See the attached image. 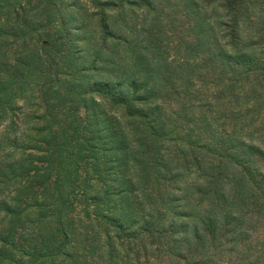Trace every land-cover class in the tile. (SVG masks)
Listing matches in <instances>:
<instances>
[{
	"label": "trees",
	"instance_id": "1",
	"mask_svg": "<svg viewBox=\"0 0 264 264\" xmlns=\"http://www.w3.org/2000/svg\"><path fill=\"white\" fill-rule=\"evenodd\" d=\"M195 1L202 4L0 0V119L15 98L37 102L47 126L26 152L31 168L22 173V188L60 204L58 216L50 215L61 221L49 226L58 224L65 234L58 248H67L63 256L72 264H85L95 226L106 242L153 245L178 264H264V178L249 168L250 159L264 154L240 142L238 157L215 147L198 126L212 120L222 135L248 124L264 129V0L210 2H216L219 43L238 50L244 26L252 33L244 39L248 50L263 54L255 59L227 56L224 46L210 42L212 23ZM140 8L146 9L141 22ZM99 102L114 112L106 113L112 125L97 114ZM115 153L119 161L110 160ZM182 163L196 168L195 179L183 182L195 201L185 207L166 192L168 171ZM112 177L129 205L138 191L154 208L138 228L127 216L118 218L123 206H106L110 191L94 190L93 181ZM203 202L199 226L195 215ZM169 210L194 221L166 223Z\"/></svg>",
	"mask_w": 264,
	"mask_h": 264
},
{
	"label": "rangeland",
	"instance_id": "2",
	"mask_svg": "<svg viewBox=\"0 0 264 264\" xmlns=\"http://www.w3.org/2000/svg\"><path fill=\"white\" fill-rule=\"evenodd\" d=\"M133 1L142 3V0ZM201 1L202 4L199 1H195L202 9L201 17L208 21L209 26H211L210 22L212 23L213 30L211 34L213 35L209 38L211 31L209 29L206 34L208 40L222 45L219 43L222 42L220 38L222 33L218 32V25L216 26L215 24L216 16L218 15L215 11L216 2L210 3L213 2L212 0ZM204 1H207L208 4L210 3L209 7L208 5L204 6ZM205 7L208 8L206 9ZM145 12V8L137 10L140 22L146 14ZM211 15L213 19L209 18ZM245 29L244 26L241 28L243 43L239 44V49L226 48L222 45L225 48V52L223 53L233 58H243L241 55L251 56L253 59L263 57L261 51L253 53L244 44L246 36H252L250 31L244 32ZM30 89H34V92H36L38 87L34 84ZM11 106L7 107L10 110L5 115V118L0 119V255H3V262L5 264H72L71 258L66 259L63 256V254H67V248H58V244L65 234L57 232L58 224H55L54 227L49 226L50 223L55 222V219L60 220L58 217H54L53 219L50 215L52 213L58 216V212L61 209L60 204L56 201H51L48 193L37 197L34 192L22 188L23 182H25L22 173L25 169L31 168V158L26 156V152L34 149V134H38L37 137H41L43 128L47 126V123L39 118L37 102L33 98L25 102L15 98ZM96 112L99 116H105L104 120H106L107 125H112V121L106 117V113H114L109 107L99 102ZM200 124L202 126L200 132L208 140H211L215 147L220 146L223 150H234V154L240 157L242 154L240 149L242 148L239 149L238 144L244 142L247 144L245 146L247 149L251 146L264 154V129H261L260 123L254 125L248 124L238 129L235 128L234 132L226 131L227 135H222V132L218 129V124L212 120L201 123L198 121V126ZM251 155L249 158H252ZM110 157L111 161L120 160L119 153L111 154ZM252 159H250L251 164L249 168L252 170L254 168L256 173L264 178V158L256 157ZM195 171V165L192 163L190 165L186 163L174 164L168 171V176H172V180L166 181V192L170 193V195L174 194L177 197L178 201L175 203L177 206L185 207L184 202L187 204L195 203L194 195L188 190L190 188L186 184L191 183L195 179ZM102 180L103 182L100 181L99 183L96 180L92 182L94 190L101 192V194L104 192L102 191L103 189L110 191L113 198L110 201L104 199V203L111 208L123 206L120 209L121 213L118 215V218L127 216L133 228H138L142 223L147 210L153 212L154 208L150 207V201L147 196L135 191L133 194L137 196V200L132 201L129 205V199H126V196L123 194V186L120 185L119 180L114 179V177ZM138 181L134 179L131 180V183L133 186H138ZM183 182L186 183L184 184ZM33 189L36 190L37 188L33 187ZM113 202H116L118 206H111ZM210 202L211 197H209ZM207 204L208 202H203L199 205L200 207L195 215L196 224L199 226L201 224L198 218L205 216L204 207ZM81 207L83 206L76 208L75 211L78 212ZM175 211L169 210V217L166 219V223L172 221L173 225L181 226L187 221H194L190 219L186 220L185 216L176 215L178 212ZM114 214L116 215V212ZM75 216L77 217V214ZM90 229L88 235L93 247L87 255L85 264H109L111 252L112 258L114 256V264H178L174 254L165 249H155L153 245L136 246L139 241H132L130 245L126 244L122 248L116 241L106 242L103 234L100 232V227L95 226ZM132 230L130 231L131 233L133 232ZM180 234H182V231H180ZM110 236L113 237L114 235L110 233ZM39 247L46 250L44 253H41L42 256L34 254L36 248L39 249ZM220 263L216 262V264ZM0 264L2 263L0 262Z\"/></svg>",
	"mask_w": 264,
	"mask_h": 264
}]
</instances>
